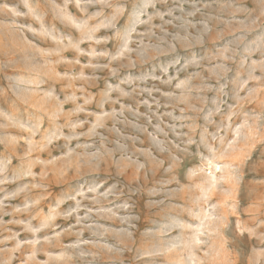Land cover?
<instances>
[{
	"label": "rangeland",
	"instance_id": "374dc122",
	"mask_svg": "<svg viewBox=\"0 0 264 264\" xmlns=\"http://www.w3.org/2000/svg\"><path fill=\"white\" fill-rule=\"evenodd\" d=\"M0 264H264V0H0Z\"/></svg>",
	"mask_w": 264,
	"mask_h": 264
}]
</instances>
